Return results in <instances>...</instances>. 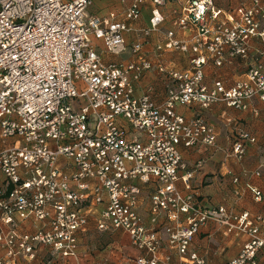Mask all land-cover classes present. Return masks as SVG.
I'll return each instance as SVG.
<instances>
[{
	"label": "built area",
	"instance_id": "built-area-1",
	"mask_svg": "<svg viewBox=\"0 0 264 264\" xmlns=\"http://www.w3.org/2000/svg\"><path fill=\"white\" fill-rule=\"evenodd\" d=\"M147 1L130 0L127 22H120L116 13H90L94 0H0V264H34L37 246L77 260L79 233L89 210L99 205V228L123 230L145 252L137 264H173L160 257V227L181 264H205L190 246L211 221L250 237L229 264H258L264 232L248 214L237 218L224 207L203 208L194 193L178 187L181 182L190 190L193 177L181 174V147H214L217 136L203 118H186L177 108L224 103L244 111L255 98L264 102L263 64L230 88L204 82L210 62L219 67L226 58H246L252 39L264 41V4L252 0L236 16L223 17L213 0H186L176 24L190 38L177 39L170 31L153 59L139 41L132 46L133 61L105 63L94 40L119 55L127 49L125 34L148 39L160 33L162 8L180 0H151L149 24L138 28ZM173 50L192 54L188 69L167 70L162 54ZM154 68L173 81L161 104L135 94V84ZM248 143L256 138L242 133L233 150L237 159ZM151 184L146 223L139 204L143 187ZM253 192L262 201V193ZM25 223L34 231L21 233Z\"/></svg>",
	"mask_w": 264,
	"mask_h": 264
},
{
	"label": "crops",
	"instance_id": "crops-1",
	"mask_svg": "<svg viewBox=\"0 0 264 264\" xmlns=\"http://www.w3.org/2000/svg\"><path fill=\"white\" fill-rule=\"evenodd\" d=\"M186 0L170 3L162 8L165 22L160 33H154L148 39H143L132 33L125 34L127 49L119 55L105 51L103 43L94 40L96 51L105 63L131 62L135 59L132 46L142 41L145 56L153 59L159 43L166 39V34L175 32L177 39H188L193 34L181 31L176 24V18L181 13ZM218 9L227 15L236 16L240 6L250 7L252 0H213ZM264 4V0H261ZM103 0H94L90 13L107 16L116 13L120 22H127L125 11L130 0H111L103 6ZM99 3V4H98ZM108 7V8H107ZM153 3L148 0L143 6L140 20L136 27L148 26ZM261 30L264 31V20L261 21ZM191 53L179 50L167 51L162 54V61L167 70L184 71L190 67ZM258 64L264 66V41L256 37L251 40L249 54L246 58H226L221 66L210 62L205 68L204 82L213 87L215 82H222L227 88L246 78L247 72ZM172 79L167 73H160L156 68L149 71L135 84L137 96L149 94L154 102L161 104L167 97L168 89L172 86ZM177 112L182 116L193 119L203 118L215 130L217 141L214 147L198 145L192 148L181 147L184 172H192L190 190H186L181 182L178 187L185 193H194L196 200L203 208L215 209L224 207L228 214L240 218L248 214V220L261 227L264 232V102L255 98L251 101L248 110H237L224 103L212 105L203 109L198 105L188 107L179 106ZM242 133H248L256 138V143H248L242 159H237L233 153L234 145L240 141ZM260 173L258 176L257 174ZM238 182L235 183L234 180ZM3 177L0 174V184ZM241 191L240 197L235 194ZM253 190L262 193V201L255 199ZM154 191V184L143 187L140 198L139 212L148 223L150 219V196ZM103 205L89 210V222L86 229L79 233L78 259H64L54 256L46 247L37 246V258L34 264H137V259L145 252L136 249L129 235L123 230L100 229ZM262 221H258V219ZM238 226L236 220L231 221ZM19 231L27 233L34 231L29 223L23 224ZM160 257L169 258L173 264H181L183 258L176 249L168 244V236L164 228L160 227ZM250 237L234 230L228 232V227L211 221L203 226L194 236L190 252L196 253L205 264H229L242 251ZM0 246V257L4 255ZM258 264H264V249L257 254ZM19 264H27L23 259Z\"/></svg>",
	"mask_w": 264,
	"mask_h": 264
},
{
	"label": "rangeland",
	"instance_id": "rangeland-1",
	"mask_svg": "<svg viewBox=\"0 0 264 264\" xmlns=\"http://www.w3.org/2000/svg\"><path fill=\"white\" fill-rule=\"evenodd\" d=\"M111 0H103V2H101L102 4H99V5H103V6H106V5H108L109 4V2H110ZM108 8V7H107ZM79 89L80 90H82L83 88L82 87H79Z\"/></svg>",
	"mask_w": 264,
	"mask_h": 264
}]
</instances>
